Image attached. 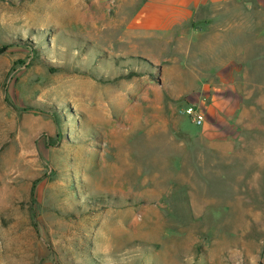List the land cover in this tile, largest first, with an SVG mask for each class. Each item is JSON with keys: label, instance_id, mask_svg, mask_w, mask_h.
<instances>
[{"label": "rangeland", "instance_id": "1", "mask_svg": "<svg viewBox=\"0 0 264 264\" xmlns=\"http://www.w3.org/2000/svg\"><path fill=\"white\" fill-rule=\"evenodd\" d=\"M144 1L0 0V264H264V38L194 88Z\"/></svg>", "mask_w": 264, "mask_h": 264}, {"label": "crops", "instance_id": "2", "mask_svg": "<svg viewBox=\"0 0 264 264\" xmlns=\"http://www.w3.org/2000/svg\"><path fill=\"white\" fill-rule=\"evenodd\" d=\"M256 11L264 12V0H145L130 29L143 34L180 32L190 42L183 56L193 58L198 73L194 88H206L210 75L230 73L232 56L246 55L251 41L264 38V18ZM231 41L242 42L234 48L240 52L232 51Z\"/></svg>", "mask_w": 264, "mask_h": 264}, {"label": "built area", "instance_id": "3", "mask_svg": "<svg viewBox=\"0 0 264 264\" xmlns=\"http://www.w3.org/2000/svg\"><path fill=\"white\" fill-rule=\"evenodd\" d=\"M184 113L192 118V121L198 126H202L205 121L204 114L193 106H187L184 109Z\"/></svg>", "mask_w": 264, "mask_h": 264}, {"label": "trees", "instance_id": "4", "mask_svg": "<svg viewBox=\"0 0 264 264\" xmlns=\"http://www.w3.org/2000/svg\"><path fill=\"white\" fill-rule=\"evenodd\" d=\"M9 47H10V46H6V47H4V48L9 49ZM137 75H138V74H136V73H131V74L128 76V78H132V77H135V76H137ZM38 184H39V182H36V185H35V187H34V192H33V197H34V198L36 197V189H37Z\"/></svg>", "mask_w": 264, "mask_h": 264}]
</instances>
